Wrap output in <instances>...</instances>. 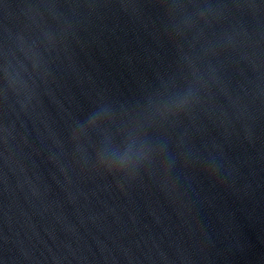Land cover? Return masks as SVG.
<instances>
[{"label": "water", "instance_id": "95a60500", "mask_svg": "<svg viewBox=\"0 0 264 264\" xmlns=\"http://www.w3.org/2000/svg\"><path fill=\"white\" fill-rule=\"evenodd\" d=\"M0 128L172 264H264V0H0Z\"/></svg>", "mask_w": 264, "mask_h": 264}]
</instances>
